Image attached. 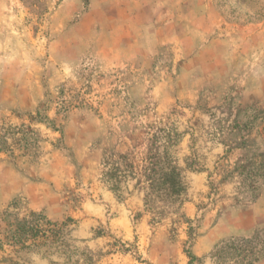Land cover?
<instances>
[{"label": "rangeland", "instance_id": "obj_1", "mask_svg": "<svg viewBox=\"0 0 264 264\" xmlns=\"http://www.w3.org/2000/svg\"><path fill=\"white\" fill-rule=\"evenodd\" d=\"M206 1L215 36L197 0H9L0 264L264 256V225L246 228L264 202V48L237 40L264 0Z\"/></svg>", "mask_w": 264, "mask_h": 264}, {"label": "crops", "instance_id": "obj_2", "mask_svg": "<svg viewBox=\"0 0 264 264\" xmlns=\"http://www.w3.org/2000/svg\"><path fill=\"white\" fill-rule=\"evenodd\" d=\"M176 1H178V4L181 5L187 0H176ZM8 2L9 0H0V35L3 33L4 30L8 29L7 26L6 27L3 26V24L7 21ZM169 10L170 9H168L165 15L170 14ZM191 14L195 18V20H197L198 22H203L207 25L206 30H203V31L212 33V36H215L217 32L222 31V29L224 28V25L226 24L225 21L221 18V16L214 9V7L211 4L207 3L206 0H197V8L194 11L191 10ZM167 23L174 24V19H171ZM177 26L179 27V25ZM240 31H242L243 36H239L237 38L238 41L239 40L245 41V45L251 48V46L257 43V39H258V43H257L258 46L260 48L262 47L264 48L263 46L264 45V27L262 25L243 27L241 28ZM234 39H236V37H234ZM3 42L4 43L6 42L4 34L0 36V45ZM5 54H6L5 49L4 50L3 48L0 49V60L3 58L2 55H5ZM252 205H255L256 213L254 214L250 212L249 217H247L248 224L246 228L247 230H250V233H253V230L255 231L264 225V202L258 201ZM254 264H264V256L258 259L257 261H255Z\"/></svg>", "mask_w": 264, "mask_h": 264}]
</instances>
